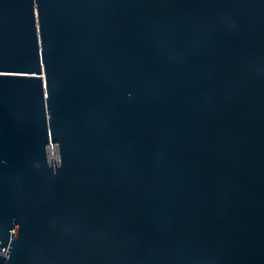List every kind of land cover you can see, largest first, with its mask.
<instances>
[{
  "label": "water",
  "instance_id": "water-1",
  "mask_svg": "<svg viewBox=\"0 0 264 264\" xmlns=\"http://www.w3.org/2000/svg\"><path fill=\"white\" fill-rule=\"evenodd\" d=\"M0 264H264V0H0Z\"/></svg>",
  "mask_w": 264,
  "mask_h": 264
}]
</instances>
